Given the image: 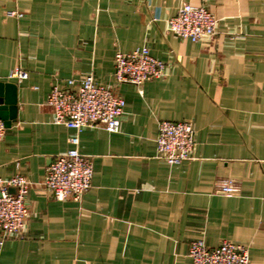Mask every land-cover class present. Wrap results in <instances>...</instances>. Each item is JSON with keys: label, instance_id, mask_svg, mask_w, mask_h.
<instances>
[{"label": "crops", "instance_id": "0c3cea01", "mask_svg": "<svg viewBox=\"0 0 264 264\" xmlns=\"http://www.w3.org/2000/svg\"><path fill=\"white\" fill-rule=\"evenodd\" d=\"M184 3L214 15L211 41L168 31ZM141 46L164 63L142 95L113 78L115 53ZM16 67L28 73L21 83L9 78ZM89 74L124 98L125 113L118 133L81 132L92 185L79 203L60 202L42 182L73 132L45 102L55 80ZM0 85L14 116L0 178L30 183L25 229L4 240L0 264H191L197 239L246 246L250 264H264V0H0ZM159 121L193 126L190 160L156 158ZM224 180L238 193H219Z\"/></svg>", "mask_w": 264, "mask_h": 264}, {"label": "built area", "instance_id": "2783aa9c", "mask_svg": "<svg viewBox=\"0 0 264 264\" xmlns=\"http://www.w3.org/2000/svg\"><path fill=\"white\" fill-rule=\"evenodd\" d=\"M167 26L174 36L201 44L213 39L217 20L206 6L184 3L175 16L167 20ZM163 74L164 63L154 58L147 46L114 55L115 83L130 84L140 95L144 83L160 79ZM9 78L21 83L28 78V73L16 67ZM45 104L52 110L53 124L64 126L73 133L68 138L72 148L58 156L46 169L42 184L56 201L70 199L79 203L91 188L93 177L91 160L79 151V135L91 128L118 133L126 102L111 86L98 82L93 74H89L79 80H55ZM6 130L0 120V141ZM195 147V130L190 123L158 122L155 138L157 159L169 165H178L192 158ZM29 187L28 180L19 174L0 178V251L7 237L18 236L25 229L29 216L26 204ZM217 189L224 196L238 193L231 180L221 181ZM188 257L191 264H250L248 248L229 241L208 247L204 240H194L190 243Z\"/></svg>", "mask_w": 264, "mask_h": 264}, {"label": "water", "instance_id": "95a60500", "mask_svg": "<svg viewBox=\"0 0 264 264\" xmlns=\"http://www.w3.org/2000/svg\"><path fill=\"white\" fill-rule=\"evenodd\" d=\"M0 88H1V85H0ZM3 103L4 104H8L7 103V101H4L3 99H2V97H1V92H0V120H4L5 122H4V124H5V127L6 128H8L9 126V121H11L12 119H14L13 117V115H12V117H10V118H6L5 116H4V113H3V111H2V106L1 105H3ZM11 109V108H10ZM11 192H14L12 189L10 190Z\"/></svg>", "mask_w": 264, "mask_h": 264}]
</instances>
